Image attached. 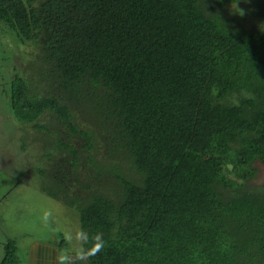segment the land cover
Wrapping results in <instances>:
<instances>
[{"label": "trees", "instance_id": "trees-1", "mask_svg": "<svg viewBox=\"0 0 264 264\" xmlns=\"http://www.w3.org/2000/svg\"><path fill=\"white\" fill-rule=\"evenodd\" d=\"M244 1L0 0V39L28 55L5 103L82 229L65 264H264V21L235 17Z\"/></svg>", "mask_w": 264, "mask_h": 264}, {"label": "rangeland", "instance_id": "rangeland-1", "mask_svg": "<svg viewBox=\"0 0 264 264\" xmlns=\"http://www.w3.org/2000/svg\"><path fill=\"white\" fill-rule=\"evenodd\" d=\"M261 1L246 0L229 9L237 18L259 22L258 31H262L264 14L260 15L259 12L264 11V6ZM4 41L0 39V171L24 182V173L28 171L31 176L25 187L16 186L13 189L10 186L13 184L12 178L11 181L8 179L9 183L0 179V262L5 241L12 240L14 257L18 263L26 260V248L39 241L55 244L59 249L58 263L65 264L68 257L84 251L79 217L75 210L62 206L39 190L41 178L34 172L37 168H44V162L34 155V151L39 149L34 145L28 146L27 129L12 118L5 103V95L13 75L11 70L14 64H25L28 55H23L16 44L6 46ZM1 150L6 152V158ZM5 161H10V166ZM3 163L4 168L1 169ZM255 168L257 176L254 183L258 184L264 178V168L258 163ZM61 238L64 244L61 243Z\"/></svg>", "mask_w": 264, "mask_h": 264}, {"label": "crops", "instance_id": "crops-1", "mask_svg": "<svg viewBox=\"0 0 264 264\" xmlns=\"http://www.w3.org/2000/svg\"><path fill=\"white\" fill-rule=\"evenodd\" d=\"M1 152H2V155L3 156H5V158L7 157V154H6V152L5 151H2L1 150ZM5 162H7V165L8 166H10V161H5ZM4 168V163H3V166H2V168L1 169H3ZM7 171V170H6ZM25 174V173H24ZM24 174H23V178H25L24 177ZM8 176H9V178H8ZM11 178L13 179V184H11L10 186H11V189H13L14 187H16V185L17 186H20V187H25L26 185L24 184V181H22V180H17L16 179V176H13V175H6V174H4L3 172H1L0 171V179H4V181L6 182V183H9L8 182V179H9V181H11ZM26 179V178H25ZM4 182V183H5ZM4 197V196H3ZM2 197V198H3ZM40 242L39 241H36L35 242V245H33V246H30V247H34V246H36V244H39ZM41 244H46L45 242H43V243H41ZM48 244H50L51 245V248L53 249V253H58V252H56L55 251V244H53L52 242L51 243H48ZM27 249V248H26ZM28 256V255H27ZM26 256V260H23V263H20V261H19V263L18 264H29V262H28V257ZM58 261H59V253H58ZM59 264V263H58Z\"/></svg>", "mask_w": 264, "mask_h": 264}, {"label": "clouds", "instance_id": "clouds-1", "mask_svg": "<svg viewBox=\"0 0 264 264\" xmlns=\"http://www.w3.org/2000/svg\"><path fill=\"white\" fill-rule=\"evenodd\" d=\"M236 17V16H235ZM97 249H99L101 247V245H96Z\"/></svg>", "mask_w": 264, "mask_h": 264}]
</instances>
